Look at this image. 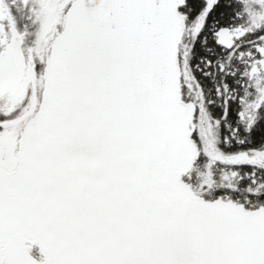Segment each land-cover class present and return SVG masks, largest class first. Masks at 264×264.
Returning <instances> with one entry per match:
<instances>
[{
	"label": "snow or ice",
	"instance_id": "1",
	"mask_svg": "<svg viewBox=\"0 0 264 264\" xmlns=\"http://www.w3.org/2000/svg\"><path fill=\"white\" fill-rule=\"evenodd\" d=\"M0 264H264V0H0Z\"/></svg>",
	"mask_w": 264,
	"mask_h": 264
}]
</instances>
